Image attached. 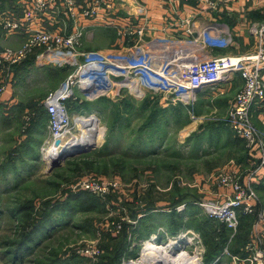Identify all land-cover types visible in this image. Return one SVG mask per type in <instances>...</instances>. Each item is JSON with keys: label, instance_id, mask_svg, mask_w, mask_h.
<instances>
[{"label": "rangeland", "instance_id": "1", "mask_svg": "<svg viewBox=\"0 0 264 264\" xmlns=\"http://www.w3.org/2000/svg\"><path fill=\"white\" fill-rule=\"evenodd\" d=\"M135 10L132 4L131 11ZM96 26L95 31L86 36L83 50L89 51L98 45L105 51L114 48L116 30L108 28L104 22H97ZM0 32L3 34L4 31L0 29ZM6 35L18 34L4 32L1 47L12 45ZM152 37L157 36L152 34ZM16 67L4 72L0 69V85L14 89L17 101L10 102L12 95L4 107L0 104V264H50L58 259L60 264H93L81 256V250L98 238L100 223L112 220L124 227L125 223L132 225L138 219L140 230L149 238L147 229L153 223L162 224L165 219L161 210L151 214L154 210L148 212L149 208L159 209L167 204L172 207L176 201L185 207L181 212L176 208L180 217L178 214L175 217L199 236L201 243L198 245L203 252L198 256L200 263L206 264L209 250L216 247V238L220 236L219 229L215 232V224L209 221L200 203L220 198L219 188L212 181L216 173L231 167L244 174L249 166L244 161L249 156L252 159L253 155L245 142L237 139L226 125L234 104L231 96L200 104V123H197L199 118L192 119L184 107L175 111L166 103L163 105L160 97L137 100L126 96L117 102L106 98L89 102L95 108L91 111L83 109V113L87 117L92 113L97 115L104 131L101 142L75 153L66 152L68 155L48 163L46 155L53 141L42 103L66 81L69 71L60 72L56 68L39 71L32 67L34 69L21 73ZM208 88L211 93L213 89ZM232 89L229 87L228 92ZM78 134L80 136V130ZM91 176L120 179L126 190V200L117 201L115 209L105 206L104 200L96 205H90L89 201L82 204L81 198L78 202L69 200L71 186L79 179ZM258 199L264 204V189L258 191ZM72 203L77 204L72 207ZM21 207L24 211L19 215ZM32 207L34 210L30 215ZM25 214L31 219L25 220ZM41 216L63 223L50 239L21 259L22 255H15L13 243L20 239L23 222L27 221L25 224L31 226ZM152 217L156 219L153 223ZM251 221L252 218H246L242 222L241 238L231 252L244 248ZM119 241L120 238L108 236L100 241L101 261L106 263L103 258L110 256L106 248H116ZM162 241L165 243L166 239ZM175 250L174 255L179 254L180 251ZM186 250L192 249L187 246ZM216 250L221 254L212 264H232L230 259L226 262L220 258L224 247L221 250L218 245ZM134 256H137L136 251Z\"/></svg>", "mask_w": 264, "mask_h": 264}, {"label": "built area", "instance_id": "2", "mask_svg": "<svg viewBox=\"0 0 264 264\" xmlns=\"http://www.w3.org/2000/svg\"><path fill=\"white\" fill-rule=\"evenodd\" d=\"M195 1L204 5V12L211 15L218 11L221 3L237 0ZM132 4L135 12L131 11ZM18 5L20 12H0V28L8 35H23L24 42L18 48H0V69L4 72L34 55L37 67L69 71L66 81L42 103L54 146L57 141L62 147L73 138L83 136L80 122L88 117L81 111H71L73 103L94 102L101 98L117 102L126 96L137 100L160 97L163 105L185 106L196 120L194 105L199 89L216 90L221 85H231L236 76L242 79L243 86L236 95L226 124L235 137L245 142L252 156H257L258 166L245 175L236 168H223L212 177L220 190V198L204 201L200 207L210 221L223 225L229 233L222 257L230 258L234 264H264V210L257 207L255 184L260 171L264 170V133L254 122L256 110L264 108V20L249 28L254 42L252 51L217 57L213 49L229 48L231 33L217 23L203 21L197 25L199 20L195 17L198 14L180 18L174 24L176 36L156 35L153 38L152 33L160 29L151 26L147 6L136 0H18ZM97 22H104L108 28L116 30V45L107 51H84L85 38L95 31ZM166 30L163 26L160 31ZM180 31L184 33L180 35ZM207 49L210 52H204ZM6 90L1 84L0 95ZM91 115L98 118L94 113ZM71 190L85 191L99 198L114 194L118 201L126 199V190L118 178L79 179ZM184 207L178 206L177 211L181 212ZM243 216L253 218L250 240L240 254L233 255L230 248L238 236ZM137 224L138 220L132 224L128 249L120 264H152L146 253L155 243L165 246L173 255L175 249L182 252L185 247H191L192 250L184 251L190 260L203 252L198 245L201 243L199 236L191 230L170 235L166 229L159 228L149 238L141 239L134 233ZM107 230L118 235L122 225L115 221L101 223L97 228L98 238L83 247L81 256L97 261L102 255V231Z\"/></svg>", "mask_w": 264, "mask_h": 264}, {"label": "crops", "instance_id": "3", "mask_svg": "<svg viewBox=\"0 0 264 264\" xmlns=\"http://www.w3.org/2000/svg\"><path fill=\"white\" fill-rule=\"evenodd\" d=\"M138 1L140 4L147 6L148 11H149V16L151 19V26L152 27L158 28L160 30H161V27H163V26L165 28H167V30L165 32H161L159 30L156 33H152V34L157 35V36H162V35L176 36L178 32H176V30H175L176 27L174 24L180 18L181 19L186 18L191 14L192 15L198 14L195 17V19L197 18L199 20L197 22V25H201V23L203 21H208L210 23H213V24L217 23V24H220L221 26L228 28V30L232 36V45L227 49H220V48L213 49L212 53L214 56H217V57L229 55V54L230 55L231 54H245L247 52L252 51L254 42H253V38L249 32V28L253 23L264 20V0H237L236 2H229L227 4L221 3L218 11L214 12L211 15L207 14V12H204L206 7L202 4L198 5V3L195 0H172V1H168V2L166 0H138ZM219 1H222V0H219ZM130 7H132V5ZM14 8L20 12V7L18 5V1L15 3ZM127 9H129V7ZM2 11L3 10H0V12H2ZM68 27L70 29L71 25L69 24ZM179 33H180V35H182L184 32L180 31ZM0 34H1V32H0ZM1 35H2V37H0V39L4 38L3 37L4 32ZM6 37L9 38L12 45L5 46V47L18 48L24 42V37L23 36L21 37V35H15L12 37L6 35ZM0 48H3V47H1V45H0ZM93 49L94 50H103V47L98 45L97 47L92 48V50ZM89 50H91V49H89ZM35 67H36L35 69H38L39 71L50 69V68H43L42 69L41 67H37V66H35ZM32 69H34V68H32ZM50 70H53V69H50ZM47 71H49V70H47ZM242 86H243L242 79L239 76H236L234 82L231 85H228V84L221 85L218 89L213 90L211 93H209L208 87H202L201 89H199L197 92L198 100H197L196 104L194 105V113H195L196 117L199 118V119L196 118L197 123H200L199 120L201 118V115H199V109H198L200 104H202L203 102H208V101L210 102V100L211 101L217 100L218 98H223V97H226L229 95L231 96L232 100H235L236 95L241 90ZM229 87L233 88L230 92H228ZM234 87H235V90H234ZM10 88H8L7 91H5V93L3 95H0V104L1 105L3 104L2 105L3 107H4L5 102H8L11 99L12 95L14 94V89H10ZM222 91H223V93H222ZM50 92L51 91H49V93ZM10 102H17L15 96L13 97V99ZM2 106H0V107H2ZM182 107H184L187 110V108L185 106H182ZM179 108H181V106ZM215 110H216L215 113H217L218 109L216 108ZM254 116H255L254 122H255L256 126L264 133V108L256 110V113L254 114ZM47 122H48V119H47ZM237 139H239V138H237ZM256 158H257V156L254 155V156H252V159H250V156L245 159L244 163H247V165H249V166L243 175H245L250 169H253V168L258 166V161L256 160ZM253 160H254V163H253ZM260 172H261V174L259 175L258 180L255 182L257 193H258V191H261L262 189H264V170H261ZM167 205H169V204H167ZM167 205H161L163 207L162 209L170 210L169 208L166 207ZM257 207L261 210H264V204L262 203V201L260 202V200H258ZM158 212H159V209H156L151 214L158 213ZM170 213H168L166 211L162 212L163 218H165V219H162V224H160V225H157V223H155V224L153 223L154 220H156V219H154L153 218L154 216L152 215L153 216L151 219V222L153 223L152 226L155 227V229H156V231L153 233H156L159 228H164V229L168 230L170 235H172L171 232H172L173 226H171V224H170L171 223V220L169 219L171 216ZM179 215H180V213L178 214V216ZM249 218H252V217H249ZM252 222H253V219L250 223V229H249V232L246 236V242L245 243H247L250 240V231H251ZM187 230H189V229H187ZM139 231H140V225L137 224L136 229L134 230V233L138 234V236H137L138 238L140 235ZM182 231H184V230H182ZM142 239H144V238H142ZM230 252H231V249H230ZM231 253L233 255H235L234 252H231ZM220 258H222V260H226V262L228 261L227 259H230L228 257H220ZM231 263L234 264L232 261H231Z\"/></svg>", "mask_w": 264, "mask_h": 264}, {"label": "trees", "instance_id": "4", "mask_svg": "<svg viewBox=\"0 0 264 264\" xmlns=\"http://www.w3.org/2000/svg\"><path fill=\"white\" fill-rule=\"evenodd\" d=\"M17 1L18 0H0V10H3V11H6V10L17 11V9L14 8L15 3ZM32 67H35V56L34 55H32L31 57H29L24 63L18 65L16 67V69L18 71H20L21 73H24L29 68L31 69ZM61 71H66V70H60V72ZM57 72H59V71L57 70ZM70 107H71V111L78 110V111H81V112L84 111L83 109H88L89 111H91L92 109L95 108L93 105L90 106L89 102H82V103H79V104L78 103H73L72 105H70ZM179 107L180 106L173 107V108H170V109L176 111L177 109H179ZM181 107H182V105H181ZM44 109L46 110L45 107H44ZM46 119H48V115L47 114H46ZM70 190H71V188H70ZM68 197H69V200L74 201V202H78L77 200L79 198H81L83 200L82 201V204H86V203L88 204V201H89V204L90 205L99 204V201H103L104 200L105 201L104 205L105 206L109 205L110 208H112V209H115L114 205L117 206L116 205V202L118 201L117 196L114 195V194H110V195L106 196L105 198H99V197H96V196H94L92 194H89V193H87L85 191H76V192H73L71 190V192L69 191ZM88 197H89V199H87ZM113 202H114V204H113ZM176 202H174V204H176V205H174L172 207H170L168 205L166 206L167 208H169L171 210V213H170L171 214V216H170L171 223L170 224H171V226H173L172 232H171L172 235H177L183 229L186 230V229H189L190 228L189 225H186L185 223L183 224V223L178 222L176 220V217L175 216L178 214L176 212V208L178 206L182 205V204H179V201H176ZM72 204H74L72 206V207H74L75 204H77V203H72ZM127 204H128V202H126V205ZM153 207L154 206L151 207L152 209L149 208L148 212L149 211L151 212L153 210L158 209L157 207H154V208ZM162 208L163 207H159V211L161 210L163 212L164 209H162ZM33 210H34V207H32V209H30V213H28V214L32 215ZM23 211H24V209H23V207H21L19 209V211H18L19 212V215ZM28 214H25L24 215V219L27 220V221L31 219V217ZM136 215H134L133 218H136ZM246 218H249V216H243L241 218V226H242V222ZM27 221L23 222L24 224L21 226L22 233L20 235V239L18 241H16V242L13 243V247L16 249L15 255L16 254H18V256H19V254H20V256L22 255L21 256V259L24 256H28L29 254H32L33 251L35 249H37L44 240L50 239L52 237V235H53L52 233H54L55 230H57L56 228L60 224L63 223V222H57L56 219H53L52 220L51 218H47L45 216L39 217L37 223H33V225H31V226L25 224ZM66 221L67 220H64V222H66ZM110 221H112V220H110ZM100 224L98 225V227L100 226ZM138 224L141 225L140 221L138 222ZM215 226L217 228V229H215V232L219 229L218 230V234L220 236L219 239L216 238V241L218 243L216 245V247H218V245H219L220 249L222 250L223 247L224 248L226 247V244H227L228 238H229V233H228V231L225 229V227L223 225H216L215 224ZM241 226H240V230H239L238 236H237L236 240L234 241V243L231 246V250H232V247H234V244L237 242V240L239 238H241V236L239 235L240 234V231H241ZM151 227H150V229H147L146 228L148 230V232H146V234H148V235H146V236H148V237L153 232L156 231L155 227H153V226H151ZM132 229H133V225L128 224V226H127V224L125 223L124 224V227H122L121 233L119 235H117V237L113 236L112 235V232H110L108 230L107 231H102V238H101V240H103L106 236H108V237H112V239H119L120 238V241H119L118 245H116L117 246L116 248H114L112 246H108L106 248V249H108V251L110 253V256L103 258L106 261V263L103 262V261H101L102 260V255L98 258L97 261H92L90 259H88V260L92 261L93 264H120L121 258L127 252L128 243H129L128 242V236L131 233V230ZM140 232L142 233V231L141 230L139 231V234L141 235V236L139 235V238H141V239L142 238H146L144 236V234L143 233L141 234ZM216 247L215 248L213 247L212 249L209 250V255L206 257V264H212L213 261L215 260V258L218 257V256H220L221 252L218 251V250H216ZM100 248H101V246H100ZM101 250H102V248H101ZM232 252H234L235 255L236 254H240L241 253V248H239V250L236 249V250H234ZM136 254H137V251H136ZM50 264H60V260L58 259L57 261H53Z\"/></svg>", "mask_w": 264, "mask_h": 264}, {"label": "bare ground", "instance_id": "5", "mask_svg": "<svg viewBox=\"0 0 264 264\" xmlns=\"http://www.w3.org/2000/svg\"><path fill=\"white\" fill-rule=\"evenodd\" d=\"M85 118L81 119L80 126L83 130L82 138L75 137L72 141L61 148L56 146H52L47 153L46 157L48 159V163L54 162L57 158H61L66 154V152H74L81 150L84 147H92L91 144H99L102 140L103 136V128L99 125L98 118ZM148 252L146 253L147 257L150 259V263L154 264H200V259L198 256H194L191 260L188 259L189 254L184 253V251L179 252L180 255H173L167 248L158 243L152 244L150 248H148ZM156 259V261H155Z\"/></svg>", "mask_w": 264, "mask_h": 264}, {"label": "water", "instance_id": "6", "mask_svg": "<svg viewBox=\"0 0 264 264\" xmlns=\"http://www.w3.org/2000/svg\"><path fill=\"white\" fill-rule=\"evenodd\" d=\"M56 145H57V146H60V145H61V142H60V141H57V142H56ZM59 162H60V161H59ZM59 162L57 163V165L59 164ZM155 261H156V259H155ZM152 264H154V263H152Z\"/></svg>", "mask_w": 264, "mask_h": 264}]
</instances>
